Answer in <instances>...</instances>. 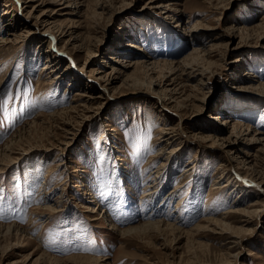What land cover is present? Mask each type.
<instances>
[{
  "label": "rangeland",
  "instance_id": "rangeland-1",
  "mask_svg": "<svg viewBox=\"0 0 264 264\" xmlns=\"http://www.w3.org/2000/svg\"><path fill=\"white\" fill-rule=\"evenodd\" d=\"M69 2L77 9L59 0L25 9L15 0L1 3L11 5L6 23L16 26L8 34L40 35L34 24L45 14L54 34L65 35L55 44L32 34L0 47V91L10 89L15 97L9 104L14 120L0 125V264H264V142L251 141L264 139V0ZM165 3L170 12L158 8ZM128 44L158 68H122L121 62H142ZM54 58L57 71L42 75ZM184 61L199 73L189 82L171 72ZM109 78L118 80L108 85ZM174 89L170 101L151 94ZM77 93L85 97L77 100ZM172 128L182 129L185 140L179 155L166 161L163 152L178 142L157 138L165 137L160 129ZM216 138L239 145H212ZM115 169L131 191L116 186ZM81 182L93 204L76 194ZM148 192L160 213L144 205ZM56 203L63 211L50 215L45 208ZM89 207L98 208L96 221L89 220ZM157 221L164 224L158 230L138 231ZM223 223L240 245L216 229ZM131 228L137 230L126 232ZM85 246L93 251H82Z\"/></svg>",
  "mask_w": 264,
  "mask_h": 264
},
{
  "label": "bare ground",
  "instance_id": "bare-ground-1",
  "mask_svg": "<svg viewBox=\"0 0 264 264\" xmlns=\"http://www.w3.org/2000/svg\"><path fill=\"white\" fill-rule=\"evenodd\" d=\"M4 0H0V7H3V10H2V13L0 14V47H3V46H6V45H8V44H17V43H20V42H22V38H23V40H27V41H29V40H31L32 38H33V36H32V34H36V37L37 36H39L40 37V35L42 36V38L45 40V39H47L48 41H49V43L51 44H55V41H57L56 40V37H61V36H64L65 35V32H63V31H57V33L56 34H54V30H55V25H53V23L52 22H50L49 21V19H47V17L45 16V14H42L41 16H40V18L39 19H37L36 21H35V26H40L41 27V33H39L40 35H38L37 33H34V32H32V33H28V32H25V30H23V32H21L20 34H8V32H10V31H13L14 29H15V27L16 26H14L13 25V23L11 22V20H9V22L8 23H6L8 20H7V17H9L10 15H11V12H10V7H11V5L10 6H8L9 4L7 3V4H2L1 5V3L3 2ZM7 1V0H6ZM16 2H17V5L21 8V9H25V8H27V4H30V3H33V2H37V1H40V0H15ZM52 1V0H51ZM59 1H63V3L62 4H67V5H69V6H65L66 8H72V9H77V4H75V2H72L71 4H70V2H69V0H59ZM22 4H23V7H22ZM61 4V5H62ZM37 7H39V5H34V6H32V8H37ZM171 7V4H169V3H165L163 6H159L158 8H163V9H166L168 12H170V8ZM175 11V10H174ZM23 16V15H22ZM10 19V18H9ZM19 20L20 21H22V18H19ZM27 24H29V23H27ZM24 26V25H23ZM1 28H2V30H1ZM25 29L27 28V26L26 27H24ZM34 28H36V27H34ZM37 31V30H36ZM22 33H28L26 36H24ZM8 34V35H7ZM58 34V35H57ZM7 35V36H6ZM56 35V36H55ZM11 38V39H10ZM43 40V41H44ZM130 49H136V51H138V53H140V55H142L141 56V58H142V62L140 63V64H138V63H133V62H128V61H126V62H121V67L122 68H124V69H126V70H128L129 68H133V67H141L142 69H144V70H146L147 72H149V71H154L156 68H158V66L157 65H148L146 62H144V60L143 59H147L146 57H145V54H144V50H142L141 48H138V47H135L133 44H128L127 45ZM50 47V46H49ZM53 49V48H52ZM47 53H48V51H47ZM48 55H49V53H48ZM47 55V59L49 58V56ZM51 55V54H50ZM53 57V56H52ZM56 59L54 58V59H50V60H48L44 65H43V67H42V75H44V73L46 72V71H48V73L49 74H51V73H53V72H56L57 71V68L59 67V63L58 62H56L55 61ZM111 60H114V61H116L115 59H112L111 58ZM187 61V60H186ZM186 61H184L182 64H180L175 70L174 69H171V72L174 74V75H177V77H178V79L180 80V79H185V80H187V82H189V81H191V80H193L195 77H196V75L198 74L199 75V73H196V72H198V70H192V68H191V66H189V65H187V63H185ZM194 62V61H193ZM123 63V64H122ZM114 74H118V75H122V74H124V73H122L121 71H118V70H115V71H112ZM47 73V74H48ZM48 74V75H49ZM52 76H49L48 78H45V80H47L46 82H47V84L48 85H53V83H54V81H53V79L52 80H50L49 78H51ZM58 77V76H57ZM56 77V78H57ZM176 77V78H177ZM250 78L252 79V78H254L253 76H250ZM48 80H49V82H48ZM99 81H101V78H99L98 79ZM114 80H118V79H108V80H106L107 81V84L108 85H112L113 84V81ZM79 81V80H78ZM175 82L173 81V83H172V85L174 84ZM201 84V83H200ZM166 91V90H165ZM259 91H260V93L262 94V95H264V86H260V89H259ZM166 92H168V93H172V95L169 97V95H167L166 94ZM165 92V94H160L159 92H157V91H152V93L151 94H153V96L155 97V98H157L158 99V101L160 100H162V101H170V100H172V99H174V96H176L178 93H177V90L176 89H174L173 91H166ZM162 93V92H161ZM162 98H161V97ZM75 97H77V100H80L81 98H83V97H85V95L84 94H75ZM169 97V99H167ZM79 102V101H78ZM79 107H81L82 109H81V111L82 112H88L89 113V109H87L86 108V106L83 104H81V105H79ZM219 121V118H214V122H218ZM235 129H237V128H234V130ZM165 129H160L159 130V133L160 134H164V138L163 137H159V138H157V140H159V139H162V142H165V145H169V144H171V145H173V144H175L176 142H178V147H173L172 149H170L168 152H163L164 154H166L167 156H168V158L166 159V161H169L171 158H173V157H176V156H178L179 155V150H180V146L182 145V144H184V141L183 140H185V139H183V135H184V132H183V130L182 129H180V128H178L177 130H174L173 128L172 129H166V131H164ZM105 131H109V130H105ZM64 133H66V134H69V130L66 132V131H64ZM104 134V133H103ZM103 136V139H106L107 137L106 136H104V135H102ZM256 136V135H255ZM254 136V137H255ZM185 137V136H184ZM232 137H235V136H232ZM253 137V139H251V141H252V143L253 144H261V143H263L264 142V139L263 138H254ZM198 138V137H197ZM217 139V138H216ZM199 140L201 141H210V139H206V138H204V137H200L199 138ZM213 143H212V145L214 144V143H217V141H222L221 143H220V145L222 146V145H224V144H228L229 146H237V145H239V143H236V142H234L233 143V145L231 144V139H227V140H224V139H222V140H215V139H213ZM236 141V140H235ZM212 145L210 146V147H212ZM261 145H263V144H261ZM114 150V147H110V150ZM163 149H165L164 147H162L161 148V150L163 151ZM168 149V148H167ZM182 149V148H181ZM108 150H109V148H108ZM5 152H7L8 153V155H10V154H12V150H11V147L9 146V145H7L6 146V148H5ZM161 152V151H160ZM26 155V154H25ZM226 160L229 162V163H233L234 162V158H232V157H227L226 158ZM116 161H120V159H118V158H116ZM240 163V164H239ZM237 165H242V162H239ZM121 166H123V165H121ZM165 166V164L163 165H161V167H164ZM243 168H244V163H243ZM120 169V168H119ZM191 169L192 168H190L189 167V169L187 168H185V170L183 171V174H182V176L184 175V174H186L187 172H189V171H191ZM122 170H125L124 169V167H122ZM233 171L234 172H236L235 171V169H233ZM73 172H84L83 170H74ZM53 173V172H52ZM157 172L155 171L153 174H156ZM48 174H50V173H47V175H46V177H48L49 175ZM121 174H124L123 172H119V170H114V172H113V176H114V178H115V184H116V186L118 187V188H120V190L122 189V187H125L126 186V189H128V190H130L131 191V188H130V185H129V183H128V181H127V179L126 178H123L122 176H121ZM236 174V173H235ZM240 177V176H239ZM78 180H84V178L83 177H76ZM157 178L159 179L160 178V176H158V175H156V177H155V180H153V181H156L157 180ZM217 183L216 182H214V184H213V186L214 185H216ZM212 186V187H213ZM74 188H75V192H76V194L78 195V197L80 198V199H82L84 202H89L90 204L92 203H94V197H93V194H92V192H91V190H90V187L87 185V184H85L84 182H81V183H77L75 186H74ZM147 188H153V186H148ZM179 188H181V187H179V186H176L175 187V191L173 190L172 192H171V194H175V192H176V190H178ZM217 188H220V186H217L216 185V189ZM222 188V187H221ZM242 189V188H241ZM181 190V189H180ZM242 191H244L245 193H247L248 191L247 190H243L242 189ZM260 191H261V193H262V195L264 196V191H262L261 189H260ZM170 194V195H171ZM177 194V193H176ZM175 194V195H176ZM169 195V197H171ZM145 197H149L150 198V201L149 202H144V205L147 207V209H148V211L149 212H151V214L153 215V214H156V213H160L162 210L161 209H158L157 208V206H155V196L153 195V192H148L147 194H145L144 195ZM154 196V197H153ZM58 198H60L59 196H58ZM157 198V197H156ZM154 199V200H153ZM61 203V202H60ZM179 205V202H177V205L176 206H178ZM60 207H61V205H59L58 203H56L55 204V208L54 209H52V208H50L49 206L48 207H46L45 208V210L47 211L48 210V213L50 214V215H53V214H57L58 212H62L63 210H59L60 209ZM177 209H178V207H177ZM98 210V208H88V211L87 212H89L90 213V217H89V220L90 221H96L97 219L95 218V216H96V211ZM233 213V212H236V211H233V210H229L227 213ZM245 213H247V212H245ZM252 213H254V214H258V211H253ZM95 214V215H94ZM255 215V216H256ZM50 218V217H49ZM163 222V221H162ZM209 222H210V220H209ZM39 223V222H38ZM160 223H161V221H157V222H154V223H147V224H145V225H142L141 227H140V230L138 229V231H145V230H147V229H154V228H158V227H161L162 225H164V224H161V226H160ZM39 224H41V222L39 223ZM212 224V223H211ZM219 224V223H218ZM246 224H247V222H246ZM166 227H171V226H168V225H165V228ZM206 227H208V226H206ZM205 227V228H206ZM216 227V229H219L220 230V232L221 233H223V234H229L230 236H229V238H228V240L229 239H231V244H233V245H240V243H241V239H239V237L237 236V235H233L234 233H232L231 232V228H230V226L228 225V224H225V223H223L222 225H220V226H215ZM169 229V228H168ZM174 229V228H173ZM137 230V228H131V229H128L126 232H130V231H136ZM158 230V229H157ZM162 230V229H161ZM211 230H215V228H212ZM13 232H17V230H15L14 228H13V230H12ZM133 234V233H132ZM235 257L236 256H234V257H232V258H234L235 259ZM96 264V263H99V260L98 259H94L93 261H92V264ZM223 264H230V262L228 261V262H225V263H223Z\"/></svg>",
  "mask_w": 264,
  "mask_h": 264
},
{
  "label": "snow or ice",
  "instance_id": "snow-or-ice-1",
  "mask_svg": "<svg viewBox=\"0 0 264 264\" xmlns=\"http://www.w3.org/2000/svg\"><path fill=\"white\" fill-rule=\"evenodd\" d=\"M14 98L15 97L10 89L8 91H0V125H3L6 120H14L11 109L9 108V104L12 102ZM2 193H3V189L0 188V201L4 199ZM12 203L14 204L15 201L13 200ZM0 219H4L2 207H0ZM58 237H59L58 233L53 234L49 239L48 243L55 244ZM62 245L63 242H61L60 246ZM81 250L85 252H89V251H93V248L85 246L82 247Z\"/></svg>",
  "mask_w": 264,
  "mask_h": 264
}]
</instances>
